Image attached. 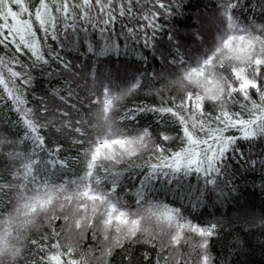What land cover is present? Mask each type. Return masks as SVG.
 Returning a JSON list of instances; mask_svg holds the SVG:
<instances>
[{
    "label": "snow or ice",
    "instance_id": "1",
    "mask_svg": "<svg viewBox=\"0 0 264 264\" xmlns=\"http://www.w3.org/2000/svg\"><path fill=\"white\" fill-rule=\"evenodd\" d=\"M222 7L227 27L198 63L185 64L182 46L173 44L170 58L161 53L171 71L149 74L146 87L132 84L119 93L105 87L82 102L70 81L51 94L42 87H52L58 68L72 67L56 51L62 34L89 27L103 34L123 21L122 30L150 44L162 19L179 11L174 0H0V197L17 193L15 206L0 218V264H113L117 248L120 264H209L204 239L219 234L217 224L183 222L152 202L129 212L97 186L101 174L114 180L121 161L137 158L150 171L195 169L211 182L228 150L239 151L238 138L264 133V16L261 23L241 24L234 14L240 0H224ZM174 34L168 32V43ZM241 36L251 41L247 49L244 40L238 46ZM142 88L157 102L125 99ZM96 105L102 107L90 126ZM148 112L173 121L178 131L153 138L148 127L119 126ZM245 121L252 135L244 134ZM78 162L79 175L56 180ZM37 220L31 239L9 242L19 225ZM257 235L264 252V232ZM181 241L190 251H182Z\"/></svg>",
    "mask_w": 264,
    "mask_h": 264
},
{
    "label": "trees",
    "instance_id": "2",
    "mask_svg": "<svg viewBox=\"0 0 264 264\" xmlns=\"http://www.w3.org/2000/svg\"><path fill=\"white\" fill-rule=\"evenodd\" d=\"M240 3L241 8H234L235 20L241 24L262 22L264 0H240ZM174 4L179 11L162 19L163 35L157 33L150 44L136 40L133 33L122 30L123 21L117 22L115 31L103 34L91 27L86 31L70 30L68 35L62 34L56 51L72 67L69 72L58 68V74L51 77L52 87L47 83L42 87L51 94L66 80L70 81L82 102L88 95L101 94L105 87L110 93L127 92L132 84L146 87L149 74L171 71L165 67L161 53L170 58L176 50L173 44L182 46L185 64L198 63L211 53L227 27L222 7L224 0H179L178 3L174 0ZM168 32L175 33L171 44L167 42ZM238 40H244V37H237ZM40 79L36 77V80ZM252 95H256L254 90ZM125 99L129 102L136 99L157 102V97L146 94L143 88L135 95L126 94ZM101 107L96 105L90 111V126L96 124ZM111 118L117 119L115 111ZM119 126L128 131L148 127L153 138H158V133L164 130L171 135L178 131L176 123L171 120L163 122V118L151 112L139 114L134 124L120 122ZM91 130L96 131L95 128ZM244 134H253L247 121L244 122ZM235 148L239 151L228 150L225 166L217 174L219 178L211 182L207 174L195 169L150 171L144 158H137L121 161L119 175L114 180H106L101 174L97 190L129 212L152 202L173 209L183 222L200 226L217 224L219 234L214 232L211 237L205 235L204 239V255L209 264H264V252L259 247L257 235L264 232L260 227L264 224V187L261 186L264 179V133L238 138ZM81 167L78 162L68 174L57 173L56 180H62L65 175L69 178L79 175ZM16 199V192L0 197V218L11 211ZM40 223L37 220L34 224L19 225L9 242L23 245L25 239H31L37 233ZM181 243L184 245L182 251H190L187 242ZM110 258L113 264H120L122 250L117 248Z\"/></svg>",
    "mask_w": 264,
    "mask_h": 264
},
{
    "label": "rangeland",
    "instance_id": "3",
    "mask_svg": "<svg viewBox=\"0 0 264 264\" xmlns=\"http://www.w3.org/2000/svg\"><path fill=\"white\" fill-rule=\"evenodd\" d=\"M239 41H241V40H238V46H239ZM251 44V41H249V40H244V48L245 49H247L248 48V46ZM247 83H249V81L248 80H245L244 81V84L246 85Z\"/></svg>",
    "mask_w": 264,
    "mask_h": 264
}]
</instances>
